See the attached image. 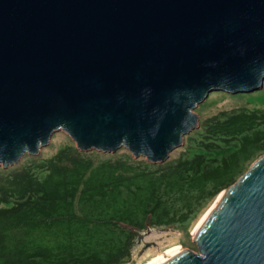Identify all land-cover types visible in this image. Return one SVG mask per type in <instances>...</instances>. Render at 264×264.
<instances>
[{"label":"water","instance_id":"obj_1","mask_svg":"<svg viewBox=\"0 0 264 264\" xmlns=\"http://www.w3.org/2000/svg\"><path fill=\"white\" fill-rule=\"evenodd\" d=\"M263 89L264 0H0V169L59 132L163 164L211 93ZM222 193L197 252L149 264H264V154Z\"/></svg>","mask_w":264,"mask_h":264},{"label":"trees","instance_id":"obj_2","mask_svg":"<svg viewBox=\"0 0 264 264\" xmlns=\"http://www.w3.org/2000/svg\"><path fill=\"white\" fill-rule=\"evenodd\" d=\"M194 135V137H192ZM195 150L163 164L80 152L0 169V264H140L151 230L188 234L264 154V109L221 111L185 138Z\"/></svg>","mask_w":264,"mask_h":264},{"label":"rangeland","instance_id":"obj_3","mask_svg":"<svg viewBox=\"0 0 264 264\" xmlns=\"http://www.w3.org/2000/svg\"><path fill=\"white\" fill-rule=\"evenodd\" d=\"M240 107H245L250 110L264 109V89L252 94L239 95H230L223 92L211 93L205 103L200 105L196 112L199 114L202 124L205 119L217 115L221 111H229ZM192 137H194V135H192ZM71 145H73V142L66 134L63 132L56 133L53 135L50 145L42 149L40 155L34 158L39 160H47L53 157L61 149ZM123 152L125 151L120 150L116 154L102 153L101 157L105 158L108 156H120L123 154ZM186 152L192 156L195 150L188 147L187 143H185V146L174 151L170 155L169 159H177L180 156H183ZM32 158L30 156H25L20 164H24ZM215 202L216 199L203 211L200 218L195 222V224H193V226H191L188 234H181L182 237L180 238V243L177 242L179 237L178 232L170 230H151L150 232L146 233L136 245L133 260L136 262L140 261V264H146L156 256H159L160 254L170 250L182 249L197 252V246L193 242L194 232L212 209Z\"/></svg>","mask_w":264,"mask_h":264},{"label":"bare ground","instance_id":"obj_4","mask_svg":"<svg viewBox=\"0 0 264 264\" xmlns=\"http://www.w3.org/2000/svg\"><path fill=\"white\" fill-rule=\"evenodd\" d=\"M224 193H222L221 195L218 196V198L216 199V202L214 203L212 209L209 211V213L207 214V216L202 220V222L199 224V226L196 228L195 232H194V235H196V233L198 232V230L203 226V224L205 223V221L207 220V218L209 217V215L211 214V212L214 210V208L217 206V204L220 202V200L222 199ZM180 250V249H178ZM178 250H170L168 252H165V253H162L160 254L159 256H156L155 258H153L151 261H149L148 263L146 264H149L151 262H154V261H157V260H161V259H164L165 257L175 253L176 251Z\"/></svg>","mask_w":264,"mask_h":264}]
</instances>
